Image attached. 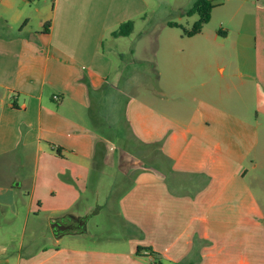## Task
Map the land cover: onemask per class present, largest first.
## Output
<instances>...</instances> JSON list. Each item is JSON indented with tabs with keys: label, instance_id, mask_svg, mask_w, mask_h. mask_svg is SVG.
<instances>
[{
	"label": "crops",
	"instance_id": "0c3cea01",
	"mask_svg": "<svg viewBox=\"0 0 264 264\" xmlns=\"http://www.w3.org/2000/svg\"><path fill=\"white\" fill-rule=\"evenodd\" d=\"M209 1L186 47L195 2L0 0V264H264V0ZM106 169L126 236L92 247Z\"/></svg>",
	"mask_w": 264,
	"mask_h": 264
},
{
	"label": "rangeland",
	"instance_id": "374dc122",
	"mask_svg": "<svg viewBox=\"0 0 264 264\" xmlns=\"http://www.w3.org/2000/svg\"><path fill=\"white\" fill-rule=\"evenodd\" d=\"M169 1V0H164ZM196 0H173V3L175 6H185L190 7ZM196 3V2H195ZM156 8H158V13L156 16H151L149 25L157 26L164 20V9L165 6L161 3H158L156 5ZM199 15H187L184 17V19L181 21V25L186 30H191L195 24L196 21L199 20ZM142 24H140L141 26ZM161 30V29H160ZM217 31V22L213 21V23L209 24L207 27H205V34L203 37L198 38H187L184 37V40L187 42L186 47H193L195 46L196 42L198 40H213L215 34ZM169 32V31H166ZM174 32L178 36H184L183 30L180 28L179 31H171ZM160 34H163V32ZM166 34V33H165ZM161 37V36H160ZM142 92V91H141ZM140 92V93H141ZM124 129V136L130 137V133L125 125H123L122 130ZM131 139V138H130ZM133 142V141H132ZM138 153L135 150L136 153L139 155L141 159H143L144 162H147L150 160V157H153L157 154V152L154 151V149H147L146 146H137ZM149 157V158H148ZM152 160V159H151ZM132 164H134L135 159L130 160ZM140 161V165H143ZM129 164V163H128ZM135 165V164H134ZM127 168V167H126ZM125 170V169H124ZM131 172L125 173L123 177H121L120 172L111 171L109 169H106V172L103 176H100L99 178L94 175L92 178V185L96 186V189L92 192L88 191L84 199H82V203H90L93 206L98 204V208H95V214L92 215L91 219L89 220V224L87 226V230L90 233V235L93 236V238L89 239L86 242V245L92 246V247H103L108 245L109 243L114 244L115 242L119 241L121 238H124L126 236L125 230L122 227V222L119 218V207L118 202L120 198L123 196L125 191L129 188V185L131 183L132 177L134 173L130 174ZM90 236V237H92ZM41 246L46 245V242H41Z\"/></svg>",
	"mask_w": 264,
	"mask_h": 264
},
{
	"label": "trees",
	"instance_id": "16d2710c",
	"mask_svg": "<svg viewBox=\"0 0 264 264\" xmlns=\"http://www.w3.org/2000/svg\"><path fill=\"white\" fill-rule=\"evenodd\" d=\"M214 6L212 5L211 1L209 0H197L194 4L193 8L188 12V15H199V20L194 24L193 28L191 30H186L182 26H179L175 23H170V27H176L181 28L184 32V35L186 37H194L198 34H200L204 28L205 25H207L210 22L211 18V12L213 10ZM143 251L141 248H139L138 253H141Z\"/></svg>",
	"mask_w": 264,
	"mask_h": 264
},
{
	"label": "water",
	"instance_id": "95a60500",
	"mask_svg": "<svg viewBox=\"0 0 264 264\" xmlns=\"http://www.w3.org/2000/svg\"><path fill=\"white\" fill-rule=\"evenodd\" d=\"M56 226L60 228V226H58V225H56ZM63 229H66V228H63Z\"/></svg>",
	"mask_w": 264,
	"mask_h": 264
},
{
	"label": "built area",
	"instance_id": "2783aa9c",
	"mask_svg": "<svg viewBox=\"0 0 264 264\" xmlns=\"http://www.w3.org/2000/svg\"><path fill=\"white\" fill-rule=\"evenodd\" d=\"M56 98V97H55Z\"/></svg>",
	"mask_w": 264,
	"mask_h": 264
}]
</instances>
